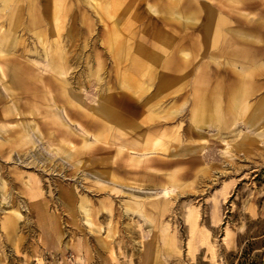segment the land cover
Wrapping results in <instances>:
<instances>
[{
  "label": "rangeland",
  "instance_id": "rangeland-1",
  "mask_svg": "<svg viewBox=\"0 0 264 264\" xmlns=\"http://www.w3.org/2000/svg\"><path fill=\"white\" fill-rule=\"evenodd\" d=\"M107 1L0 0V264L261 262L264 0Z\"/></svg>",
  "mask_w": 264,
  "mask_h": 264
},
{
  "label": "bare ground",
  "instance_id": "bare-ground-1",
  "mask_svg": "<svg viewBox=\"0 0 264 264\" xmlns=\"http://www.w3.org/2000/svg\"><path fill=\"white\" fill-rule=\"evenodd\" d=\"M61 1V0H60ZM2 2L5 4V3H8V4H10L11 3V0H2ZM122 5H123V3H121V2H119L118 0H110V1H107V3L104 5L103 4V10L104 11H106L107 12V14L109 13V14H111V11H113V13L115 12L116 13V15H117V12H118V10L121 8H123L122 7ZM61 7H62V5H59V6H54L52 9L49 7V6H43V8H42V10L40 9V8H38L40 11H41V13H42V16H41V14L37 11V10H35V12L37 13V14H39L41 17H44L45 16V13L46 14H52L53 12H54V10H60L61 9ZM33 8V7H32ZM52 10V11H51ZM113 13L110 15V17L111 18H115V21H116V24L118 23V21L119 20H121V17L119 16V17H115V16H113ZM118 13H120V12H118ZM53 15V14H52ZM50 17V16H49ZM113 18V19H114ZM210 30V29H209ZM209 30H207V32H208V34L209 35H211L210 33H211V31H209ZM121 33L120 32H118V31H115V32H112L110 35H109V38H110V40H111V44H112V46L114 45V46H116V45H118L119 43H121L122 42V38H121V36L122 35H120ZM65 37V36H64ZM5 38V37H4ZM8 38L9 37H7L6 38V40H5V43H7L9 46H10V42H11V38H9V41H8ZM10 43V44H9ZM112 49H114L113 47H112ZM121 51H120V53L118 54V57H120V54H121V52H123V50L124 49H120ZM135 52H137L135 55H134V57H133V64H134V68L135 69H140L139 67H143V65H141V63L145 60L144 59V56H142V53H141V51L140 52H138V51H135ZM7 55V54H6ZM129 56V55H128ZM123 58V57H122ZM15 64V63H14ZM145 67V66H144ZM152 67V64H151V62H150V64L148 65V66H146V68H151ZM153 69V68H152ZM2 70V69H1ZM52 70L53 71H56L57 73H59V72H62L63 71V69H62V66H61V64H59V65H53V67H52ZM150 70V69H149ZM144 71V70H143ZM55 72V73H56ZM142 72V71H141ZM132 73V72H131ZM131 75V74H130ZM129 81V83L131 84V82H130V80H128ZM0 95H2V94H0ZM97 112H98V114L100 115V116H103V117H105V118H111L112 117V114L109 112V111H104L103 110V107H102V105H100L99 106V109L97 110ZM78 127V126H77ZM170 142V141H169ZM48 153V152H47ZM69 154V153H68ZM107 194V193H106Z\"/></svg>",
  "mask_w": 264,
  "mask_h": 264
},
{
  "label": "trees",
  "instance_id": "trees-1",
  "mask_svg": "<svg viewBox=\"0 0 264 264\" xmlns=\"http://www.w3.org/2000/svg\"><path fill=\"white\" fill-rule=\"evenodd\" d=\"M249 254V252L247 251V250H245L244 252H243V255H242V257H243V259H245V261H246V255H248ZM263 258H264V253H263ZM243 259H242V261H243ZM239 262V264H244L245 262ZM251 264H264V260H262L261 262H256V261H253V262H251Z\"/></svg>",
  "mask_w": 264,
  "mask_h": 264
}]
</instances>
